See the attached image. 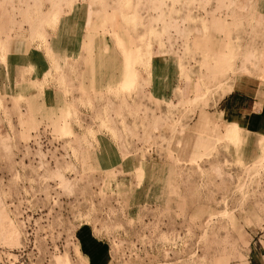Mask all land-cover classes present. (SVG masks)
<instances>
[{
	"label": "rangeland",
	"instance_id": "374dc122",
	"mask_svg": "<svg viewBox=\"0 0 264 264\" xmlns=\"http://www.w3.org/2000/svg\"><path fill=\"white\" fill-rule=\"evenodd\" d=\"M68 1L61 0L54 24L42 22L38 25L42 33L44 26L59 25V34L68 38L72 36L71 28H86L97 15H103L104 23L113 36L120 24L128 30L120 15L118 0ZM153 1L140 0L137 11L141 23L130 30L137 44H143L148 38L150 61L146 67L136 66L140 78L133 90H120L116 95L114 87L109 89L118 103L110 117L101 116L107 123L102 125L100 120L101 128L97 129L115 137L118 133L112 127L113 119H119L124 125L122 109L126 106V114L131 116L132 124L122 129L126 132L124 136L136 141L131 144L132 150L128 154L139 153L141 159L148 162L145 169L139 167L135 173L127 171V175L120 171L123 174L118 176L114 170L97 173L95 166H89L83 156L91 146L88 138H93L95 130L88 126L84 133L74 137L69 133H58L49 122L36 118L35 107L28 105L25 99L0 97V210L7 215L6 221L9 223L10 220L9 224L18 235L14 243L5 241L0 235V264H85L70 240L78 224L88 222L96 226L98 222L107 237V233L123 230L122 224L113 221L130 217L126 212L129 202L148 200L163 203V210L157 204L141 208L139 216L153 220L171 215L169 205L173 203L180 216H187L190 210L197 211L195 216L187 219V223H193L199 231L195 246H200L203 255L197 258V264L206 259L205 253L214 252L227 243L215 238L220 230L226 232L228 227L236 226L235 215L245 216L250 223L252 217H260V220L264 217V165H258V162L253 165L255 156L259 154L258 161L264 157V147L261 149L257 144L264 131L258 139L250 137V144H247L242 128L237 125L240 137L245 139L242 154L239 146L235 147L227 137L215 140L210 149L199 155L186 152L180 144L183 132L201 115L213 118L211 128L221 126L219 133L224 124L229 123L223 122L216 112L217 103L231 91L232 84L235 87L238 76L243 75L264 87V55L253 58L256 61L261 58V64L256 65L244 63L243 54L251 49L264 53V0H235L236 4L233 0H162L160 9L153 6ZM156 1L159 3L161 0ZM44 3L47 10L41 12ZM51 7L52 0H0V62L5 61L11 34L23 30V24L28 25L32 38L39 39L33 34L37 19L46 15ZM160 11L163 21L158 18ZM169 20L173 24L176 20L177 28L182 26L185 33L172 29L176 26L168 27ZM235 20L237 24L233 23ZM166 26L168 30H164ZM150 29H156L157 36L150 35ZM185 34L187 37L183 36ZM204 35L207 37L203 38ZM40 39H45L44 34ZM230 44L237 45L234 47L237 50L234 69H229L225 76H210L202 61L206 58L211 64L214 60L210 55L226 52ZM67 54L55 57L57 68L61 60H66ZM187 73L199 78L207 88V102L193 101L191 105L183 106L181 91L189 80ZM219 80H222L221 86ZM143 85L154 88L147 96H141L147 105H142L139 100ZM260 107L262 112L253 119L257 125L259 117L264 120V108ZM159 117L162 118L160 123ZM156 120L155 127L153 122ZM259 125L264 126V121ZM56 140H62L61 150L54 149ZM40 150L53 158L49 164L42 158L37 164L36 159L33 161ZM64 155L68 157L65 159ZM239 157L242 161L236 162ZM215 164L220 165V173L212 170ZM204 201L218 205L207 220L203 218V208L194 207ZM221 205L224 207L219 208ZM222 220L229 221L231 225L222 223ZM104 225L111 228L103 229ZM131 225V221H127V226ZM154 226L143 227L141 236H145L152 245ZM188 234H192L190 229ZM160 238L166 240V235H160ZM243 243L247 245L246 240ZM131 245L134 246L133 243ZM112 248L124 264H154V257L150 255H143L138 250V253L130 254L133 249L129 240L122 236L112 240ZM169 252L172 251L167 249L166 262L186 264L187 259L180 260L176 252H172L169 258ZM221 253L224 254V249L211 256L210 264H222L225 255Z\"/></svg>",
	"mask_w": 264,
	"mask_h": 264
},
{
	"label": "crops",
	"instance_id": "0c3cea01",
	"mask_svg": "<svg viewBox=\"0 0 264 264\" xmlns=\"http://www.w3.org/2000/svg\"><path fill=\"white\" fill-rule=\"evenodd\" d=\"M47 7L44 3L41 12H45ZM66 12L61 16H65ZM22 27L23 30L11 34L6 47L5 61L0 62V97L25 99L28 105L35 107L36 118L49 122L58 133H69L74 137L84 133L88 126L95 130L93 138H88L91 146L83 152V156L89 166H95L97 173L103 170H114L118 176L123 174L120 171H125L123 175H127V171L135 173L139 167L145 169L148 162L141 159L139 153L138 155L128 154L132 150L131 144L136 141L130 136H124L126 132L122 129L132 124L131 116L126 114V106L122 109L125 124L122 125L119 119H113L112 127L118 133L115 137L104 130H97L101 126V116L110 117L118 103V99L114 98L109 89L123 81L127 75L124 53L108 30V25L104 23L103 15L93 17L86 28L80 26L71 28L72 36L68 38L59 34V25L44 26V40L32 38L27 24H23ZM116 33L121 39L123 48L130 49L132 47L130 34L121 24ZM62 53H68V56L66 60L60 61L57 68L54 59ZM153 62L159 64L158 60L153 59ZM145 75L142 72L143 78H146ZM149 91L153 92L154 88L143 85L140 90L139 100L142 105L147 104L141 96H147ZM129 101L128 104H131ZM259 105L264 108V87L256 85L243 75L238 76L235 87L232 84L231 91L217 103L216 112L223 122L229 121V123L224 124L223 130L219 133L221 126L211 128L213 118L199 116L196 123L183 132L180 140L181 148L193 155L204 153L216 143L215 140L219 141L225 136L226 127L232 122H236L242 128L246 143L250 144V137L257 138L264 131V126L259 125L264 121L261 117H259L258 125L253 121L254 117L262 112V107ZM208 113L212 112L208 111ZM262 138L264 134L257 138L258 141L253 140L259 145ZM245 139L241 141L240 154L243 152ZM237 159L240 160L239 162L242 161L240 157ZM258 160L259 154L254 157L253 165H257ZM128 204L126 212L130 214V217L125 216L120 218L121 221L118 219L113 221V223L122 224L123 230L118 229L114 233H107L106 237L105 231L100 230L98 222L96 226L86 222L78 227L76 247L85 264H124L125 262L117 258L118 253L112 248V240H118L120 236L129 240L133 249L130 254L140 251L143 255H150L154 257V264L172 263L165 260L167 249L178 253L180 260L187 259L186 264H195L197 258L203 255L200 246L198 248L195 246L199 231L193 223L191 225L187 223V219L192 215L195 216L197 211L190 210L189 214L186 213L187 216H180L179 210L173 203L169 205L171 215H162L153 220L151 217H140L141 208L157 204L163 210L165 208L163 203L146 200ZM194 207H202L203 218L207 220L208 215L218 205L204 201L203 204ZM222 207L224 205L219 208ZM258 218H250V223L245 216L235 215L236 226L228 227L226 232L220 230L218 237L215 238L225 240L227 243L222 244L214 252L205 253L206 259L199 264H210L211 256L222 252V249L224 254L221 253V255H225L222 264H264V217H261V220L260 217ZM129 220L132 223L131 226H127ZM221 222L230 224L229 221ZM151 224L155 225V238L154 244L150 243L152 246H149L146 237L141 236L144 233L143 227ZM104 227L103 229L111 228L107 225ZM188 229L191 235L188 234ZM146 231L149 232V230ZM160 235H166V240L160 238ZM243 240L247 241L246 246ZM144 249L145 253H143ZM171 253L168 254L169 258Z\"/></svg>",
	"mask_w": 264,
	"mask_h": 264
},
{
	"label": "bare ground",
	"instance_id": "6f19581e",
	"mask_svg": "<svg viewBox=\"0 0 264 264\" xmlns=\"http://www.w3.org/2000/svg\"><path fill=\"white\" fill-rule=\"evenodd\" d=\"M68 2H71V0ZM162 2L163 1L161 0V1H159V3H157V1L154 0L153 6L160 9ZM233 2L235 3V0H233ZM60 3H61V0H52V7H51L50 11L46 15H43L42 17L37 19L38 24L35 25L36 28H34L33 34L35 36H38L39 39L43 37V33L40 29V26H38V25H41L42 22L54 24L55 21L57 20V14L59 11ZM139 3H140V0H135V1L134 0H118L119 12H120V15H121L126 27L128 28L127 32L130 34L132 47L130 49L129 48L128 49L123 48L122 43H121V39L117 36L116 31L114 32L115 39L117 40L116 43H118V45L120 46V47L118 46L119 49L121 48L122 52L124 53V54L123 53L122 54L124 56L125 66H126V70H127V75H126L125 79L123 81H121L120 83H118L116 86H114V89H115L114 92L116 95L119 94L120 90H123V91L133 90L137 86L138 79L140 78L136 66L141 65V66L146 67L148 65V62L150 61L151 55H150L149 42L147 40L148 38L146 39V41H144L143 44H141V43L137 44V43H135L134 39L132 38L131 32H130V30L136 24L141 23V18H140V15L138 14V11H137ZM248 5L250 6V4H248ZM162 14L163 13H161V11H160V14H158V18H159V20L163 21V15ZM167 23H169L168 25L166 24L168 27H171L172 25L176 26L175 25L176 20H175L174 24L171 20H169V22H167ZM182 23H184V22H182ZM233 23L237 24L238 22H237V20H235ZM167 26L164 28V30H168ZM180 28L181 29L177 28V26L175 28L172 27L173 30L178 29L179 31H181L180 33L182 34V32H184V29H182V26ZM148 31H149L150 35L154 34L155 36H157V34H158V31L156 29H150ZM175 32H176V30H175ZM183 36L187 37L186 34ZM206 37H207L206 35L203 36V38H206ZM162 38H163V35H162ZM235 46H237V45L236 44H230V45H228L226 52L220 51V52H216V53H213L212 55H210V56H212V58L214 60V62H212L211 64L208 62V60L206 58H204L202 63H203V66H205V68L207 69V72H209L210 76H212V77L225 76L226 72L229 69H234V58L237 56V50L234 48ZM243 54L245 57L244 63L251 62V63L256 64V65L261 64V63L259 64V62H261V58L259 57L260 59L258 58L257 61L253 60V58L257 55L258 56L264 55L263 52L260 54V53H258V51H255L254 49L246 50L243 52ZM159 56H160V59H162L163 56L161 53H159ZM263 67H262V69H263ZM256 69H257V67H256ZM187 74H188L189 80L187 82L186 88L181 91V93H182L181 103L183 104V106L184 105H191L193 101H203L204 103L207 102L206 101L207 100V98H206L207 88L201 84L199 78L194 77V76L190 75L189 73H187ZM228 79H229V77H228ZM221 83H222V80H219V86H221ZM190 93L193 94V97H190V95H191ZM117 111H119V108L117 109ZM101 120H102V125H106V123H107L106 119L103 118ZM161 121H162V118L159 117V123ZM156 123H157V120L153 122L154 126ZM240 135H241V132L239 131L237 124L235 122L230 123L226 127V132H225L224 137H227L234 144L235 147L239 146V153L242 150L241 141L244 140L243 138L240 137ZM259 146L261 149L264 147V138H262L260 140ZM237 161L239 162L240 160L237 159ZM258 165H262V166L264 165V157H262L260 159V161H258ZM219 169H220V165H218V164H215L212 166V170L216 171L217 173H219ZM6 219H7V215L3 212V210H0V235L5 241H7L9 243H14V242H16L18 235H17L15 229L9 224L10 220L8 223L6 221ZM6 222H7V224H6Z\"/></svg>",
	"mask_w": 264,
	"mask_h": 264
},
{
	"label": "built area",
	"instance_id": "2783aa9c",
	"mask_svg": "<svg viewBox=\"0 0 264 264\" xmlns=\"http://www.w3.org/2000/svg\"><path fill=\"white\" fill-rule=\"evenodd\" d=\"M62 140L61 141H59V140H56L54 143H53V145H55L54 146V149H62ZM46 144H48V142L46 143ZM59 146V147H58ZM47 147V146H46ZM40 154L38 153V154H36V156L35 157H33L34 158V160L33 161H35V159L37 160V162H36V164L40 161V159L42 158V160L44 161V162H46L47 164H49L48 162H50V161H52V157H51V155H49V153H45V152H43L42 150H40ZM42 154V155H41ZM61 154V153H60ZM68 157V155L67 156H65L64 155V158L66 159ZM49 159V160H48ZM48 160V161H47ZM33 164V163H32ZM29 165V164H28ZM34 165H35V163H34ZM83 223H86V222H82V223H79L78 224V226L76 227V229L74 230V232H73V235H72V237L70 238V240H71V242H72V244L75 246V248H77L76 247V230L78 229V227H80L81 226V224H83ZM148 245L149 246H151L150 245V243H148ZM73 250V249H72ZM73 252V251H72ZM74 255H76V254H74Z\"/></svg>",
	"mask_w": 264,
	"mask_h": 264
}]
</instances>
